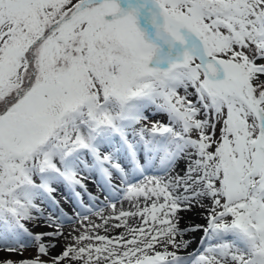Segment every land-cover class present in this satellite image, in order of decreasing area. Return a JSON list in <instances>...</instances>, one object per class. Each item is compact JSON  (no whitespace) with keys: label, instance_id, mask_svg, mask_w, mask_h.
I'll use <instances>...</instances> for the list:
<instances>
[{"label":"snow or ice","instance_id":"obj_1","mask_svg":"<svg viewBox=\"0 0 264 264\" xmlns=\"http://www.w3.org/2000/svg\"><path fill=\"white\" fill-rule=\"evenodd\" d=\"M261 77L264 0H0V252L38 253L0 264H49L44 238L75 221L41 205L63 185L92 212L84 173L129 202L127 234L81 233L50 264H264ZM193 206L206 225L181 229Z\"/></svg>","mask_w":264,"mask_h":264},{"label":"rangeland","instance_id":"obj_2","mask_svg":"<svg viewBox=\"0 0 264 264\" xmlns=\"http://www.w3.org/2000/svg\"><path fill=\"white\" fill-rule=\"evenodd\" d=\"M261 80L264 81V77H261ZM190 99L195 100L196 98L194 96H192V97H190ZM151 119L152 120L159 119V120H162L164 122H167V117L163 116V115L153 116V117H151ZM216 134H217V136H219V126H217V133ZM95 177L100 179L98 174H95ZM83 184L85 185L86 182L84 181ZM95 185L97 187H101V184L99 182H97ZM58 186H62L66 190V196L62 199V201L60 199H57L56 196L54 197L56 201H59V205L58 206L56 204L52 203L51 201H49V202H47L45 204H42L41 207H43L45 209V214L51 213L54 217H56V216H59L60 210H63V213H65L68 217L72 218L75 222L74 223H69L67 221H62V223H63V227L62 228H70V227H73V226L77 225L78 221H81V222L85 221L89 225L88 226V230L84 229V230H82V232H80V234L84 233V232H88V233L90 232V234L93 235V236H95V235H103V236H108L109 238H111L112 232H114L115 229H117L116 227H114V225H116V224H114L112 226L113 230L109 229L108 231H105L104 228L100 229V227L93 228V225H97V226L102 225L103 227H106V226H108V224L111 223L109 221V222H107V225H106V224H104L105 220L101 218V216L104 217L105 215L106 216L109 215L107 213V211L103 210V207H105V209H107V206L104 205L103 202L100 201V196L101 195H97L96 193H94V191H91L87 187H86V190H87L86 192L84 191V189H81V188H77L76 189V191L81 192V194L83 196V204L85 206L93 208V211L88 213V212H84L83 209L76 208L75 199L72 196V194L67 190V188L65 186H63V185H55V187H58ZM88 193H90L93 197H96L97 199L90 200ZM66 203H68L72 207H70V209H69V207L66 205ZM205 203H208V202L205 201ZM196 207H198V206H196ZM77 211L82 213V215L80 217L76 216V212ZM97 212H99L100 215H98ZM84 215L87 216V219L83 218ZM38 222H40V223L43 222L44 224L47 223L45 220H40ZM38 222H36V223H28L27 224V227L30 229L31 232H33L34 234L41 233V232H52L48 228H45V227L44 228L43 227L40 228V227H38V225H37V224H39ZM115 222H117V224L121 223V221H115ZM134 223H132V224H134ZM200 223H201V225H206L207 222L204 219ZM33 224H35V225H33ZM85 226H83V228ZM119 228H125V227L121 226ZM115 234H119V235H117V237L121 235L120 232H116V233H114V235ZM202 235H203V232L200 231V233H198L197 236L194 235L193 237H189V239H188V236H187L186 239H184V237H183V239L184 240H190L191 238H194V244H193V246H194L196 244L195 241H197L198 236H199V238H201ZM60 238H61V236L57 237L56 239H53L51 237H47L46 236L44 238V240H43V243L49 244L50 241H51L50 243H54L52 240L58 241L57 239H60ZM128 238H131V237H128ZM177 240H180V238H178ZM93 242L95 243V241H93ZM31 243H33V246L29 247V248H26L23 251L22 255L21 254H17V253L0 252V261L5 260V259H11L13 261H20V260H23V259H32V258H34L35 256H37L38 253H37V248H36L34 242H31ZM83 243L87 244L88 241H84ZM54 244L57 245L56 243H54ZM70 245H75V241H70ZM59 246H58V250L56 252H53V254H49L47 256H43V257H41V259H43L45 261H48L49 264H50L51 257L58 256L63 251V248L65 247L64 246L62 248H59ZM200 247H201V244H200V246H198L196 248V250L200 249ZM157 250H161L162 251L163 249H161V248H159V246H157ZM173 250L174 249L169 247V251H173ZM196 250H193L192 252H194ZM181 251H183V250H181ZM181 251L179 252L180 255H186V253H182ZM62 264H63V262H62Z\"/></svg>","mask_w":264,"mask_h":264},{"label":"bare ground","instance_id":"obj_3","mask_svg":"<svg viewBox=\"0 0 264 264\" xmlns=\"http://www.w3.org/2000/svg\"><path fill=\"white\" fill-rule=\"evenodd\" d=\"M143 162H144L143 161V158H141V163H143ZM122 164H126V162H122ZM85 176L87 177L89 175L86 173ZM91 176H94V174H92ZM86 177H85V180H87V182H86L87 183V186L92 191H94V193H97V191L99 190V188L97 186H95L94 180H89ZM57 189H58L57 192L53 193V195L56 196L57 199H60L62 201V199L66 196V190L62 186H58ZM66 205L69 207V209H70V207H72L68 203H66ZM121 208H123L126 211L133 210L130 207V204H129L128 201L124 202V204H122V205H117L116 206V209H115L116 210L115 212H113L112 214H110L108 216H106V215L104 216L105 218L111 217V219H108V222L110 221L111 223L108 224V226H106V227H103V226L100 227V229L107 228L108 230L109 229L113 230L112 226L114 224H117V222H115V221H121V220H117V219L115 220L114 219L115 216L118 215V213L121 210ZM203 214H204V209L201 208V207L198 208L196 206H193L191 208V210H189V211H185L183 213H178L179 217H181V219H180V225H179L180 228L183 229V228L188 227L189 225H195V224H200L201 225L200 222L202 220H204ZM121 219H123V218H121ZM38 223L39 224H37V225L40 228L41 227H43V228L45 227V228H48L52 232H54V231L57 230L54 227H48V226H46V223L45 224L43 222L42 223L38 222ZM132 223H134V224H132ZM104 224H105V222H104ZM128 224L131 225L132 227H137L138 224H139V218L137 217V218H131V219H129L128 220ZM33 225H35V224H33ZM83 226H85V227L83 228ZM88 226L89 225L85 221H83L82 223H79L78 225L73 226V227H70V228H60V231L63 232V235L61 236L60 239H57L58 241L52 240L57 245H56L55 248H51L49 250V254H53V252H56L58 250V246L59 245H60L59 248H62V247L67 246V245H70V241H75L74 238L77 237L80 234V232H82V230H84V229L88 230ZM116 232H120L121 234H125L126 235L127 234V228L125 227V228H117V229H115V231L112 232L111 238L117 237V235H119V234H115L114 235V233H116ZM198 233H199V231L192 232V233H188L187 235L184 236V239H186L187 236H188V239H189V237H193L194 235L197 236ZM178 238L181 239V237H177V239ZM190 240L192 241V243L190 244V246L187 249H189L194 244V238H191ZM50 242H49V244H51ZM64 248H63V250H64Z\"/></svg>","mask_w":264,"mask_h":264}]
</instances>
